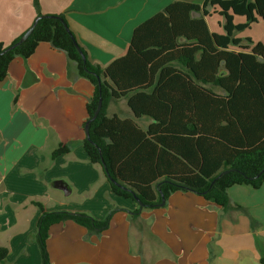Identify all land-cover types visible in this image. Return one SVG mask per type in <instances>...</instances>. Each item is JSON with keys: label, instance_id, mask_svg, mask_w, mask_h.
Here are the masks:
<instances>
[{"label": "trees", "instance_id": "1", "mask_svg": "<svg viewBox=\"0 0 264 264\" xmlns=\"http://www.w3.org/2000/svg\"><path fill=\"white\" fill-rule=\"evenodd\" d=\"M34 6L38 15L31 36L5 54L31 27L10 45L0 43V83L16 58L29 59L43 43L75 63L78 76L94 86L86 122L103 101L83 148L90 162L103 168L111 192L138 204L132 217L160 207L177 192L195 193L224 212L243 210L232 205L229 190H258L264 184V125H257L264 120V44L243 41L236 33L264 22V0L175 1L139 25L127 55L106 68L89 60L64 14H43L38 0ZM212 14L222 17L223 34L211 32L207 18ZM236 17L245 23L235 24ZM177 85H188L190 96L198 91L201 106H177ZM123 98L136 118L153 121L146 130L134 120L107 115L110 103ZM184 120L189 130L181 131L178 125ZM70 151V145L60 144L52 158ZM226 170L230 172L221 175ZM35 205L41 210V264H52L48 239L54 225L72 221L89 237L99 236L119 211L111 210L99 220L83 212L47 211L42 203ZM251 223L255 230L256 221ZM9 254L0 245V264ZM260 263L264 264V254Z\"/></svg>", "mask_w": 264, "mask_h": 264}, {"label": "crops", "instance_id": "2", "mask_svg": "<svg viewBox=\"0 0 264 264\" xmlns=\"http://www.w3.org/2000/svg\"><path fill=\"white\" fill-rule=\"evenodd\" d=\"M38 1L43 14H64L89 60L106 68L127 55L139 25L178 0ZM37 15L34 0H0V43L10 45L33 25ZM207 23L211 32L224 33L215 30L208 18ZM251 39L264 44L259 38ZM59 52L49 44H40L29 59L16 58L0 83L1 137L7 141V146L0 147V233L13 232L1 245L10 250L1 264H41L39 248L35 247L41 210L35 202L47 211L83 212L99 220L119 209L110 228L99 236L89 237L84 227L72 221L54 225L48 239L52 264H261L264 184L258 190L247 186L229 190L232 205L241 206L240 211L224 212L195 193L177 192L164 206L131 216L138 204L111 192L103 168L92 164L83 148L87 103L94 89L82 87L81 77L65 67ZM187 86L175 88L176 105L184 109L201 106L200 93L190 96ZM49 87L51 95L43 97L40 89ZM206 87L222 93L215 86ZM22 102L49 109L37 117L49 121L43 123L46 130L32 139L26 140L22 131L25 117L18 109ZM107 115L134 120L143 130L153 122L148 117L136 118L126 98L112 101ZM261 123L264 125V120L257 125ZM8 128L10 131H5ZM178 128L189 130L185 120ZM52 129H69L75 137L71 151L57 159L52 158V152L68 142L61 140L53 149V144L47 145ZM56 180L67 182L72 191L69 196L78 194L82 201L60 202L54 208L41 202V194L54 188ZM252 219L257 223L255 230Z\"/></svg>", "mask_w": 264, "mask_h": 264}, {"label": "rangeland", "instance_id": "3", "mask_svg": "<svg viewBox=\"0 0 264 264\" xmlns=\"http://www.w3.org/2000/svg\"><path fill=\"white\" fill-rule=\"evenodd\" d=\"M193 1L202 2L203 0H193ZM208 21L211 23L212 27L215 30H221L222 32H224L223 28L221 27V23H223V19L218 14H212L211 16H209ZM242 23H245V19L243 17L235 18V24H242ZM236 37L242 39L243 41H246L247 39H251V38H259L261 40H264V22L254 23L253 25H251L249 29H245L243 31L237 32ZM59 54L65 59V62L67 63L65 67H67L68 70L74 69V71L78 73L75 63L70 61L63 52H59ZM80 79L82 81L81 82L82 87H88L90 91H93L94 89L93 86L87 80L83 78H80ZM40 91L43 97H49L51 95L50 87L44 90L41 88ZM18 109L22 115L24 114V117H25V120H23L22 122L23 124L22 131L25 135L26 140L32 139L33 137L40 135L46 130V125H44L43 123L49 124V121L39 120L37 117H42L44 115V112H47V110H49L48 108H38V107L32 108L29 106V104L27 103L25 104L22 102ZM34 119L39 120V121L36 120V125H34ZM37 123H38V126H37ZM62 126L64 127L65 125H62ZM52 130L54 131L56 136L54 135L53 132H52V135H50V133L48 132V141H47V145L53 144L52 149L55 148V146H57L58 142H60L61 140H66L68 142L67 143L68 145L72 147L74 146L75 137H74V134L71 131H69V129H64L61 132H56L54 129ZM1 131L3 130L0 127V147H4V146H7V141H5L4 135H2L1 137ZM5 131H10V128H8ZM64 180L67 181V179H64ZM39 200L41 202H45V204H47L48 207L54 208L60 202H67L71 200H78L79 202H81L82 198L78 194H73L72 196H66L62 191L56 190L54 188H50V190L45 195L44 193L41 194V197H39ZM6 208H8L7 204L4 206L3 210L6 211ZM31 209L35 210V208L33 207H31ZM9 233H13V232L0 233V245L6 244L3 240H8ZM35 247L37 250V247H38L37 241L35 242Z\"/></svg>", "mask_w": 264, "mask_h": 264}, {"label": "water", "instance_id": "4", "mask_svg": "<svg viewBox=\"0 0 264 264\" xmlns=\"http://www.w3.org/2000/svg\"><path fill=\"white\" fill-rule=\"evenodd\" d=\"M35 27H31L22 37L21 39L15 44V45H12L8 48H6L2 54H5L11 50H13L14 48H16L17 46L21 45L22 43H24L32 34L33 30H34ZM79 51L81 52V50L79 49ZM84 61H85V57H83ZM102 104H103V101H102V98L100 99V102H99V105H98V108L93 116V118H91L90 120H88L86 122V125H85V133H86V137L88 139H90V124L93 120H95L97 118V116L99 115L101 109H102ZM230 171L229 170H226V171H223L221 173V175H225L227 173H229ZM53 187L57 190H60L62 191L66 196H69L71 194V189L69 187V185L67 184V182H65L64 180H56L54 181L53 183ZM165 200H163V202L160 204V206H164L165 205ZM141 204V203H140ZM142 205V204H141Z\"/></svg>", "mask_w": 264, "mask_h": 264}]
</instances>
